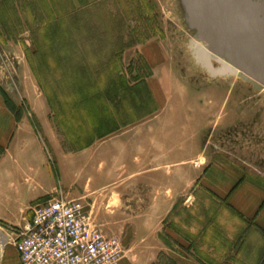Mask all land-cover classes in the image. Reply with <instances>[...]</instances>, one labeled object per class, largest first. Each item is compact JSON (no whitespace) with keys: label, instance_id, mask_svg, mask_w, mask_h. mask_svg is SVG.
<instances>
[{"label":"rangeland","instance_id":"obj_1","mask_svg":"<svg viewBox=\"0 0 264 264\" xmlns=\"http://www.w3.org/2000/svg\"><path fill=\"white\" fill-rule=\"evenodd\" d=\"M194 43L178 0H0V91L42 149L30 216L52 199L80 202L118 242L119 264H200V253L231 264L201 239L207 219L235 218L207 185L264 177V88L212 78ZM34 101L47 103L57 145L27 113ZM24 176L14 182L26 187Z\"/></svg>","mask_w":264,"mask_h":264},{"label":"crops","instance_id":"obj_2","mask_svg":"<svg viewBox=\"0 0 264 264\" xmlns=\"http://www.w3.org/2000/svg\"><path fill=\"white\" fill-rule=\"evenodd\" d=\"M143 51L146 59L152 56L149 48L145 47ZM47 106L43 101L27 102V113L31 112L38 121L40 132L48 137L47 144L54 146L60 132L52 128ZM26 115H20L19 120L16 104L6 100L0 91V222H18L20 225L31 218L29 206L41 203L43 196L36 191L41 187H37L39 184L34 180L42 176L40 169H33L32 166L38 157L42 158V149L37 147L31 136L33 129ZM34 145L37 150L32 148ZM58 150L57 147L56 155ZM22 173L25 174L23 182L27 184L26 187L14 182L16 176ZM207 190L231 208L242 222L239 223L240 227L246 230L248 240L233 253L240 251L239 255L243 254L247 259L244 264H264V177L256 175L232 179L224 176L222 180L217 179L207 185ZM183 261L178 264H197L191 257ZM0 264H20L16 250L8 243V236L1 228Z\"/></svg>","mask_w":264,"mask_h":264},{"label":"water","instance_id":"obj_3","mask_svg":"<svg viewBox=\"0 0 264 264\" xmlns=\"http://www.w3.org/2000/svg\"><path fill=\"white\" fill-rule=\"evenodd\" d=\"M178 1L197 63L212 78L238 76L264 88V0Z\"/></svg>","mask_w":264,"mask_h":264},{"label":"built area","instance_id":"obj_4","mask_svg":"<svg viewBox=\"0 0 264 264\" xmlns=\"http://www.w3.org/2000/svg\"><path fill=\"white\" fill-rule=\"evenodd\" d=\"M8 243L20 264H119L120 247L94 226L78 201L52 199L35 207Z\"/></svg>","mask_w":264,"mask_h":264},{"label":"trees","instance_id":"obj_5","mask_svg":"<svg viewBox=\"0 0 264 264\" xmlns=\"http://www.w3.org/2000/svg\"><path fill=\"white\" fill-rule=\"evenodd\" d=\"M219 204L223 205V208H226L228 211L234 213L231 208L225 203L220 200ZM221 205H218V209L222 210ZM215 214H212L217 216L218 211L214 210ZM213 212V213H214ZM235 215V213H234ZM208 218V214H207ZM239 221V222H238ZM215 220L213 217V220L207 219V221L204 223L203 231L201 232V239L204 241H208L211 245V249L215 250H223L225 252H229L232 255L230 258L231 264L237 262L239 263V253L240 251L233 253L236 248L239 246L241 248V245L245 243L246 240V230H244L242 227H240L241 220L235 215V218H232V223H229L228 220L222 218L219 220V222ZM242 224V222H241ZM227 226H230L232 228V233H229L230 236H227L224 232V229H226ZM230 238V239H229ZM228 254V253H227ZM201 256V257H200ZM197 259L200 264H208L207 258L200 253V255L197 254Z\"/></svg>","mask_w":264,"mask_h":264},{"label":"flooded vegetation","instance_id":"obj_6","mask_svg":"<svg viewBox=\"0 0 264 264\" xmlns=\"http://www.w3.org/2000/svg\"><path fill=\"white\" fill-rule=\"evenodd\" d=\"M255 87V85H253ZM256 88V87H255Z\"/></svg>","mask_w":264,"mask_h":264}]
</instances>
